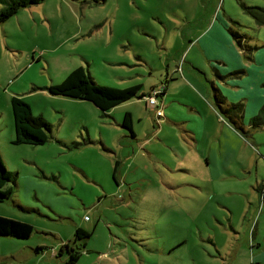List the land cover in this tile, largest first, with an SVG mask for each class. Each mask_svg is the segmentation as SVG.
<instances>
[{
	"label": "rangeland",
	"instance_id": "1",
	"mask_svg": "<svg viewBox=\"0 0 264 264\" xmlns=\"http://www.w3.org/2000/svg\"><path fill=\"white\" fill-rule=\"evenodd\" d=\"M244 6L264 8V0H44L0 24V155L17 174L0 217L33 226L27 239L0 236V264H65L61 244L72 246L77 228L90 234L74 245L85 243L77 264H264V128L247 137L228 122L222 129L210 103L215 75L195 44L213 24L232 39L224 25L236 21L256 47L251 55L264 59V26ZM241 61L264 69L244 52ZM78 67L100 86H139L144 97L104 116L43 89ZM166 82L200 109L187 123H203L198 140L148 106ZM16 95L52 125L44 145L9 140ZM125 113L133 136L121 127Z\"/></svg>",
	"mask_w": 264,
	"mask_h": 264
},
{
	"label": "trees",
	"instance_id": "2",
	"mask_svg": "<svg viewBox=\"0 0 264 264\" xmlns=\"http://www.w3.org/2000/svg\"><path fill=\"white\" fill-rule=\"evenodd\" d=\"M42 1L44 0H0V24L16 15L21 9L39 5ZM80 1L82 3H99L104 0ZM243 9L254 20L257 27L264 26V8L244 6ZM231 23H233L232 27L226 24L224 26L230 33L232 40H234L238 48L241 49L242 53L244 52L249 56V59H252L251 53L256 47L250 46V38L241 33V25L238 22L231 21ZM244 71L243 69L232 71L224 76L216 73V77L222 80L239 77ZM43 89L50 95L90 102L95 108L101 111L104 116H106V113L111 109L124 102L133 98L140 99L144 97L143 95H139V86L126 89L100 86L93 80L89 73H85L82 67H78L71 71L59 85H51ZM212 96L214 105L217 107L220 115L225 118L238 134L247 137L249 133L251 134V131L264 128V104L260 107L255 116L245 122L244 104L242 101L231 104L226 103L220 90L213 86ZM10 106L15 133V137L12 140L13 144L39 146L44 145L52 139V125L41 115L34 116L30 106L20 97L17 95L12 96ZM121 127L126 129L130 135L133 136L132 116L129 113L124 114ZM79 145L81 144L74 143V146ZM116 167L117 162L115 163L113 173H115ZM16 178V173H11L5 168L0 155V203L12 198L13 189L8 185L10 183L15 185ZM32 231L33 226L29 223L0 217V236L27 239L31 236ZM89 236L90 234L87 231L77 228L74 232L72 244L82 239H87ZM84 247L85 243L81 244L80 248ZM80 248H75L74 245L71 246L70 243H67L61 247L59 252H66V264H77L82 253Z\"/></svg>",
	"mask_w": 264,
	"mask_h": 264
},
{
	"label": "crops",
	"instance_id": "3",
	"mask_svg": "<svg viewBox=\"0 0 264 264\" xmlns=\"http://www.w3.org/2000/svg\"><path fill=\"white\" fill-rule=\"evenodd\" d=\"M199 36L198 38H196L197 40L195 44L200 47L207 61L211 63V70L214 73L216 79L209 81L211 83V89L212 86L218 88L222 93V95L224 96L226 103L228 104L242 101L244 104V119L248 117V114L254 113L252 117L255 116L258 110L260 109V107L264 104V95H261L257 91L259 87H264V69L258 70L256 68H253V70H251L248 69L247 67H245L244 69L241 61V53H242L241 50L235 45V42L226 35V33L223 31V29L220 26H215V24H213L210 29H205L204 34ZM189 43H192V41H190ZM252 60L256 62L257 65L264 64V59L259 61L257 55L255 56V58L252 55ZM185 63L190 67V69L196 71L199 75L202 76L203 74H205L204 71L202 72L198 70V68L195 67L192 62H185ZM242 69L245 70L244 72H246V74L252 75L253 77L252 79H249L247 83L240 82V79H242L240 78V76L234 78H228L224 80L216 77V73L224 76L232 72L233 70L237 71ZM167 84L168 83L166 82L164 89H162V92L158 96V101H159L158 108L160 110V108L169 107L170 111L169 113L166 114L161 113V115L156 116V118H163L173 126L179 127V129H181L184 133L188 134L189 136L197 135V137L194 138L198 140L199 135L201 134L200 131L202 130L203 123H201L200 128L197 129L200 131L195 130L196 128H188L187 123L191 120L198 121L199 116L202 118L200 109L196 104L187 101V99H183L182 96H177L176 94L170 93L167 90ZM222 85H225L226 87ZM228 87H230L231 89H235L236 91L230 90L228 89ZM240 88H244L245 91H240ZM240 94L244 95V97L238 99V96ZM205 96H207L209 102L212 99V102L210 103L211 106L214 107L215 105L213 101V96L212 98L210 97V89H208ZM85 102L87 103V101ZM176 103H178L179 105H183L184 107L176 108L175 107ZM215 108L216 107H214V109ZM154 110L155 109H153V111ZM252 117L248 119H251ZM219 119L222 123V129L223 130L227 129V126H229V124L225 125L227 121L222 120L221 118ZM245 122L247 121L245 120ZM229 127H231V125ZM232 130L237 133V131H235L233 128ZM13 137L10 136L9 140L10 141L13 140ZM235 157L236 156H234V159ZM204 160L206 162L205 164L206 167H209V157H204ZM62 246L63 244H61V247Z\"/></svg>",
	"mask_w": 264,
	"mask_h": 264
},
{
	"label": "built area",
	"instance_id": "4",
	"mask_svg": "<svg viewBox=\"0 0 264 264\" xmlns=\"http://www.w3.org/2000/svg\"><path fill=\"white\" fill-rule=\"evenodd\" d=\"M161 92H162V90L156 91V92H154L155 94L153 97H151V96L148 97V106L155 109L156 116H160V114H161V112L158 108V105H157L158 96L160 95Z\"/></svg>",
	"mask_w": 264,
	"mask_h": 264
},
{
	"label": "flooded vegetation",
	"instance_id": "5",
	"mask_svg": "<svg viewBox=\"0 0 264 264\" xmlns=\"http://www.w3.org/2000/svg\"><path fill=\"white\" fill-rule=\"evenodd\" d=\"M164 89V87L161 88V90ZM73 245H75V243H73ZM72 245V246H73ZM60 255L64 254V252H59ZM65 264H66V261H65Z\"/></svg>",
	"mask_w": 264,
	"mask_h": 264
}]
</instances>
